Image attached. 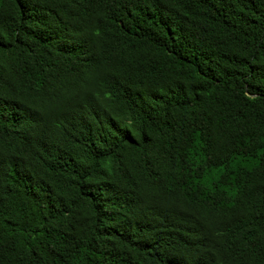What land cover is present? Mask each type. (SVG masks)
<instances>
[{
  "label": "trees",
  "instance_id": "trees-1",
  "mask_svg": "<svg viewBox=\"0 0 264 264\" xmlns=\"http://www.w3.org/2000/svg\"><path fill=\"white\" fill-rule=\"evenodd\" d=\"M0 264H264V0H0Z\"/></svg>",
  "mask_w": 264,
  "mask_h": 264
}]
</instances>
